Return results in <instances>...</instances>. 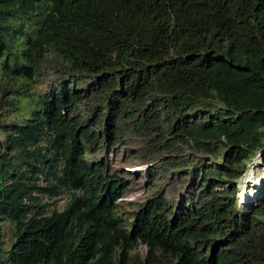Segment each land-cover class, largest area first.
I'll return each mask as SVG.
<instances>
[{"label":"trees","instance_id":"1","mask_svg":"<svg viewBox=\"0 0 264 264\" xmlns=\"http://www.w3.org/2000/svg\"><path fill=\"white\" fill-rule=\"evenodd\" d=\"M0 91V264H264V0H0Z\"/></svg>","mask_w":264,"mask_h":264},{"label":"rangeland","instance_id":"2","mask_svg":"<svg viewBox=\"0 0 264 264\" xmlns=\"http://www.w3.org/2000/svg\"><path fill=\"white\" fill-rule=\"evenodd\" d=\"M33 86H34V89L37 91L39 90H43L45 87V82H44V76L43 75H40V76H37L35 78V80L33 81ZM1 92V91H0ZM11 94H16L15 91H11ZM18 104L21 105V106H24L27 104V99L24 98V97H21L20 100L18 101ZM29 109V106L28 108H26V110ZM7 113V112H6ZM8 116L9 117H13V118H20L22 115L19 114V111H17V109H14L12 108L11 110H8ZM133 137L131 136H127L126 139H132ZM104 148L102 149V151L98 154V155H101V154H107L108 157H111L110 158V163L112 165V167L114 169H117L118 171L120 169H127V170H130L131 171L133 170V172L137 171V172H140L142 175L140 177H135L133 175H130L129 179H130V182L128 183L129 186H128V191L127 193L124 195V197L128 198V199H133V198H136L138 196H141L143 194H145L146 192V189L148 188L149 184L148 183L150 180L148 179L149 178V174H150V177H152L151 173H147L146 170H147V167L150 165V164H157V159L156 160H150L148 162H138V161H135L137 160L136 159H133V158H128L126 156V154H123V153H119L117 154L116 152H113L111 150L108 149V151H103ZM262 168V166H261ZM124 170V171H125ZM123 171V172H124ZM162 170H158L157 171V174L160 173ZM121 172V171H120ZM168 180V182H170L171 186L170 188H173V186H175L176 182L175 181H170L169 178L167 177L166 178ZM154 179L151 181L153 182ZM67 200V196L66 194L57 198V203L59 204V206H63V204L66 202ZM237 200H238V195H237ZM238 205L242 208V209H245L243 208L239 202H238ZM256 204H254L255 206ZM253 206V207H254ZM252 208V206L249 208V210Z\"/></svg>","mask_w":264,"mask_h":264},{"label":"clouds","instance_id":"3","mask_svg":"<svg viewBox=\"0 0 264 264\" xmlns=\"http://www.w3.org/2000/svg\"><path fill=\"white\" fill-rule=\"evenodd\" d=\"M264 147V145L262 146V147H260V148H258L257 150H256V152L254 153V154H252L251 155V158H250V160L253 158V156H255V154H257V152H259V151H261V155H262V153L264 152V149L263 150H261L262 148ZM250 160H248V162H247V164H246V167H247V165H248V163H249V161ZM262 168H263V170H264V160H263V157H262ZM246 167H245V169H246ZM244 169V170H245ZM131 170V169H130ZM244 170H243V172H244ZM242 172V173H243ZM241 173V174H242ZM241 174H239L238 176H236L235 177V181H236V184H237V191H236V194H235V196H236V201H237V204H238V200H237V195H238V189H239V185H238V178H239V176H241ZM263 183H264V177H263V180H262V183H261V187H260V190H259V196H258V200H257V202L255 203L256 205L260 202V200H261V197L263 196V192H264V185H263ZM255 205V206H256ZM254 206V205H253ZM253 206H252V208L249 210V209H242L244 212H251V210L253 209Z\"/></svg>","mask_w":264,"mask_h":264},{"label":"bare ground","instance_id":"4","mask_svg":"<svg viewBox=\"0 0 264 264\" xmlns=\"http://www.w3.org/2000/svg\"><path fill=\"white\" fill-rule=\"evenodd\" d=\"M257 154L259 155V160H260V163H259V164H261V160H262L261 151L257 152ZM255 155H256V154H255ZM253 157H254V156H253ZM256 164H257V163H256ZM246 168H247V167H246ZM245 170H246V169H245ZM245 170H244V172H245ZM244 172H243V173H244ZM262 172H263V176H264V170H263V168H262ZM243 173L241 174V176L243 175ZM241 176H239V178H240ZM239 178H238V180H239ZM245 178H246V175L242 177V181H241V183L238 184V185H239L238 193H239L240 196L242 195V192H243V188H244V180H245Z\"/></svg>","mask_w":264,"mask_h":264},{"label":"water","instance_id":"5","mask_svg":"<svg viewBox=\"0 0 264 264\" xmlns=\"http://www.w3.org/2000/svg\"><path fill=\"white\" fill-rule=\"evenodd\" d=\"M263 149H264V147L261 150H263Z\"/></svg>","mask_w":264,"mask_h":264}]
</instances>
